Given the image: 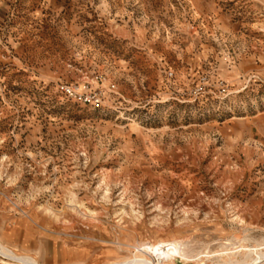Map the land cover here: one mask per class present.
<instances>
[{"label": "rangeland", "instance_id": "obj_1", "mask_svg": "<svg viewBox=\"0 0 264 264\" xmlns=\"http://www.w3.org/2000/svg\"><path fill=\"white\" fill-rule=\"evenodd\" d=\"M0 245V264L264 254V0H0Z\"/></svg>", "mask_w": 264, "mask_h": 264}, {"label": "built area", "instance_id": "obj_2", "mask_svg": "<svg viewBox=\"0 0 264 264\" xmlns=\"http://www.w3.org/2000/svg\"><path fill=\"white\" fill-rule=\"evenodd\" d=\"M58 91L65 98L72 100L74 102H79L82 104H89L94 107H100L102 96L101 93H89L85 89L80 87H76L73 85L60 84L57 86ZM83 89V90H82Z\"/></svg>", "mask_w": 264, "mask_h": 264}, {"label": "bare ground", "instance_id": "obj_3", "mask_svg": "<svg viewBox=\"0 0 264 264\" xmlns=\"http://www.w3.org/2000/svg\"><path fill=\"white\" fill-rule=\"evenodd\" d=\"M0 253H3L1 245H0ZM247 259H248V257H247ZM250 262L252 264H264V254L262 253L261 256H257L256 258L251 259ZM244 263H248V260L242 261V262H230V264H244ZM28 264H35V262L30 260L28 262ZM146 264H150V263L148 262Z\"/></svg>", "mask_w": 264, "mask_h": 264}, {"label": "crops", "instance_id": "obj_4", "mask_svg": "<svg viewBox=\"0 0 264 264\" xmlns=\"http://www.w3.org/2000/svg\"><path fill=\"white\" fill-rule=\"evenodd\" d=\"M2 230H3L4 233L6 232V228H5V227L2 228ZM12 233L14 234V233H15V230H12ZM10 236H11V233L7 236V238L10 237ZM18 242H19V244H20V230H19V238H18Z\"/></svg>", "mask_w": 264, "mask_h": 264}]
</instances>
